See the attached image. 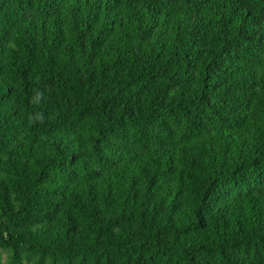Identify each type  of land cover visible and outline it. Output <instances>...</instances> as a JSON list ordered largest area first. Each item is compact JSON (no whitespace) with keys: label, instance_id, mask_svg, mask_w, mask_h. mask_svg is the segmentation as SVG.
<instances>
[{"label":"trees","instance_id":"obj_1","mask_svg":"<svg viewBox=\"0 0 264 264\" xmlns=\"http://www.w3.org/2000/svg\"><path fill=\"white\" fill-rule=\"evenodd\" d=\"M0 264H264V0H0Z\"/></svg>","mask_w":264,"mask_h":264}]
</instances>
